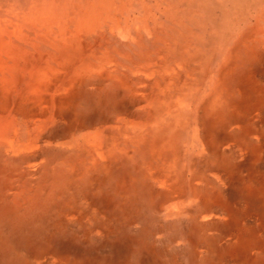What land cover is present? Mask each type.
<instances>
[{"label": "rangeland", "instance_id": "rangeland-1", "mask_svg": "<svg viewBox=\"0 0 264 264\" xmlns=\"http://www.w3.org/2000/svg\"><path fill=\"white\" fill-rule=\"evenodd\" d=\"M112 1V21L102 20L94 33L67 45L60 40L55 50L22 26L32 46L12 40L28 54L2 57L0 107L5 91L15 100L28 72L47 66L67 67L69 76L95 55L109 76L89 75L58 107L46 103V90L40 102L13 114L16 126L0 138V264H264V5L249 9L234 23L233 40L226 45L220 35L209 54L186 7ZM39 2L59 4L51 32L68 29L77 37L83 0ZM47 8L40 11L50 19ZM234 46L233 64L220 79ZM219 80L224 90L208 107ZM54 93L64 97L63 80ZM186 113L202 150L186 144L181 160L172 142L153 145L165 116L174 122ZM96 128L98 155L87 135ZM177 167L182 187L175 184Z\"/></svg>", "mask_w": 264, "mask_h": 264}, {"label": "bare ground", "instance_id": "bare-ground-1", "mask_svg": "<svg viewBox=\"0 0 264 264\" xmlns=\"http://www.w3.org/2000/svg\"><path fill=\"white\" fill-rule=\"evenodd\" d=\"M39 0H36L32 2L31 0H22L21 4L16 3H8V0H0V70H3L5 62L2 57H6V59H11V61H16L17 57L16 55L18 53H22V56L27 55L28 53L20 48V50L16 49L15 41L22 42L23 44L31 45L30 41L27 39V35H24L22 29V26H27V30L30 32H34L37 36V39L39 41H42L43 43H47V45H50L51 48L57 49L60 48L62 42L60 40H63L65 45H67V42L74 41L76 39H80V33H94V27L99 28L100 23L102 20H108L112 21L111 13L113 11V1L112 0H95L93 3H89L88 0H83V3H85V11L79 7L78 17L75 20V32H77V37L71 39V34L69 33L68 29H66V33H55L51 32L49 29L52 27L53 24H55V18L53 17L54 14L57 13L58 8L56 6L57 3L53 4H43L41 2L38 3ZM59 1V0H58ZM64 1V0H63ZM170 3L174 6V9L177 7H186L185 13L192 14L196 18L192 19L191 22L194 26H197L200 28L202 33L206 36L207 41H204V45L207 48V52L210 54L213 52L212 47L215 45L220 39V35L224 38V41H226V45L229 44L231 40H233L232 32H235V26L234 23H240L242 22L239 19H243L247 16L249 9H254V7H260L264 5V0H258V2H254L253 0H169ZM254 2V3H253ZM253 3V4H252ZM252 4V5H251ZM55 5V6H54ZM101 5V6H98ZM251 5V6H250ZM46 7H49L52 14L50 16V19L47 18V15L45 12H41L40 8L43 10ZM192 7L193 11L189 12V8ZM77 8V7H75ZM161 11V7H159ZM198 9V11H197ZM48 8L45 10L46 12H50ZM104 12V15H103ZM162 13L167 12V10L164 8ZM87 13V14H85ZM172 15H176L175 11L172 9ZM32 17H34V20H32ZM174 17V16H173ZM226 17V18H225ZM263 18L262 16H260ZM237 18V19H236ZM230 19H232L234 22H232ZM264 19V18H263ZM230 20L231 25H228V21ZM61 22V20H60ZM59 22V23H60ZM62 23V22H61ZM14 27V32H8V25H11ZM63 24V23H62ZM38 25L40 26V29H38ZM68 24L65 25H57L59 29H65ZM46 27L47 34L49 33H55L53 38L49 39V37L40 36V33L43 35H47L43 33V29ZM230 27V29H229ZM43 28V29H42ZM216 30V32H214ZM256 32H260L259 29H255ZM222 32V33H220ZM256 33L255 31H252ZM5 34H8L6 37ZM76 34V33H75ZM12 37H15V41L12 40ZM66 37V38H65ZM65 38V39H64ZM248 36H244V39H247ZM199 40L200 38H196ZM17 45V44H16ZM18 47V46H17ZM38 45H33V49L37 48ZM239 47V44H238ZM237 48V46H234L232 48L228 49L229 57L228 61L224 63L220 68V79H223V77L230 71V68L233 64V61L235 59L234 56V50ZM182 49V48H179ZM18 50V51H16ZM183 50V49H182ZM17 53V54H16ZM32 56V53H29ZM46 56L49 57V54L46 53ZM14 57V58H13ZM33 57V56H32ZM201 55L196 54L195 57L193 56V59L196 58L199 61H201ZM93 62H90L89 65H83L81 72L74 73L72 75H67V67H64V69L54 70V68L48 69H37L36 72H28L29 79L28 83L25 86V88L19 93L18 97L15 100H12L11 92L5 91L4 92V104L0 107V138H5L6 135L11 134V131L16 126V121L14 120L13 114L15 112L24 111L25 104L27 102H31L32 104H36L40 102L44 97V92L46 90H51V92H48L46 103H49L51 105H56L58 107V103L62 104V102H65L64 99L68 98V96H74L76 91V85L81 82V80L86 79L89 77V75L98 73V71L101 72L102 76L108 77L109 72H103L102 73V63L100 60V57L98 56H92ZM192 58V57H190ZM28 57H26V60ZM34 60V59H32ZM189 60H185V65L188 70H190L189 67ZM8 61V60H7ZM103 62V59H102ZM7 63V62H6ZM48 65V64H47ZM206 63L203 66V69H199L197 71L199 81L202 79L204 74H207V67ZM60 68H63L60 67ZM170 69V68H167ZM194 71L193 69H191ZM109 71V70H108ZM167 72H171V70H166ZM228 71V72H227ZM227 72V73H226ZM226 73V74H225ZM65 76V77H64ZM63 80V84L66 88V94L63 96H55L54 90L57 86V83ZM15 82H20V77L15 76ZM7 87V86H6ZM222 90H224V81L219 80L214 88V95L210 96L208 95L207 100L205 101L206 106L213 107L217 101L218 95L221 94ZM48 104V105H49ZM179 105L178 102H174L169 104V106H177ZM156 106L164 108L161 104H157ZM12 107V108H9ZM9 108V109H5ZM5 112H7V115H5ZM55 111H51L53 113ZM165 118V130L163 132H160L158 137L154 139V145L155 147L162 146L166 140L172 142L174 144L177 151L178 158L181 160L183 159L182 156H184V153L186 150L184 149V146L192 145L195 150H202V142L198 141L193 131L190 129L187 113L180 117V119H175L174 122L171 120L168 121L167 116ZM175 123V124H174ZM159 129L155 127L154 131H158ZM108 132H106V135ZM89 140L91 141L90 148L95 154L102 153L101 147L102 143L99 142L100 137V131L98 128L95 130H90L87 133ZM112 142V138H111ZM95 160V159H94ZM175 178L178 182H175L177 187H182L184 184L183 180V169L181 167H177L175 169ZM192 190L195 191V188L192 186Z\"/></svg>", "mask_w": 264, "mask_h": 264}]
</instances>
